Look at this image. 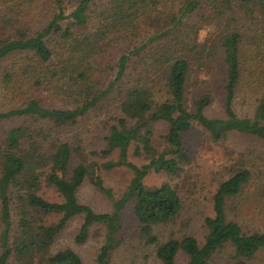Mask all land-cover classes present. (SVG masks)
Segmentation results:
<instances>
[{"label":"trees","instance_id":"1","mask_svg":"<svg viewBox=\"0 0 264 264\" xmlns=\"http://www.w3.org/2000/svg\"><path fill=\"white\" fill-rule=\"evenodd\" d=\"M213 31L218 44L208 46ZM202 33L207 37L200 42ZM14 57L17 62L4 65ZM216 58L225 98L221 119L206 115L210 95H201L193 110L186 99L193 63H204L210 78ZM0 71V84L20 103L0 113V121L25 117L67 128L118 96L120 115L102 156L116 155L114 165L133 173L126 192L113 201L114 211L97 213L78 197L86 179L94 177L96 164L71 168L77 150L67 142L41 153L43 147L38 148L33 136H49L45 129L20 126L8 131L0 147V264H9L14 255L24 264H84L72 249L51 250L76 217L82 218L78 244L89 239L93 228H105L96 262L111 264L122 244L120 213L132 201L140 237L156 247L162 264H179L180 253L188 257L186 264H218L217 256L226 250L232 253L230 264H251L264 251V226L246 232L228 216L229 205L245 196L253 179L245 163L233 165V173L218 187L213 216L204 221L203 243L193 236L161 243L156 227L175 223L183 201L169 184H144L150 172L177 176L189 164L184 140L194 124L214 142L232 133L264 140V0H0ZM242 95L254 100L253 117L236 113ZM26 143L31 151L24 149ZM132 150L148 163L130 162ZM94 183L113 200L100 180ZM43 184L62 202L40 195ZM260 191L264 186L246 197L242 210L264 221ZM16 203L21 204L16 208L18 234L11 235ZM48 217L57 221L48 223Z\"/></svg>","mask_w":264,"mask_h":264},{"label":"rangeland","instance_id":"2","mask_svg":"<svg viewBox=\"0 0 264 264\" xmlns=\"http://www.w3.org/2000/svg\"><path fill=\"white\" fill-rule=\"evenodd\" d=\"M34 14L38 16L37 13ZM216 34L217 31H213L212 36L206 39L209 42L208 46L218 44L215 42ZM205 36L206 33L201 34L200 42L204 41ZM213 49L214 47H209L211 52ZM17 59L14 57L4 65L15 63L18 61ZM207 60L204 58L203 62L206 63ZM193 64L191 86L188 89L186 98L187 106L190 110H193L194 102L201 95L208 94L212 97V105L206 110V115L211 119L223 118L225 98L222 89V67L218 62V58L211 61L212 75L210 78L207 76L209 69H206L204 63L197 65L194 62ZM202 82L206 83L201 85ZM11 98V95L0 84V113L9 112L20 107V103L11 100ZM119 102L118 96H110L98 109L81 118L76 125L67 128H53L50 124L36 123L33 120H26L25 117L1 120L0 147L5 140L6 133L20 126L30 127L31 130L45 129L46 133H50L49 136H33V141L38 144V148L43 147L41 153L48 152L58 142L69 143L77 150L71 168L80 163L96 164L94 177L86 179L79 190V201L88 205L97 213L110 214L114 211L113 201L119 200L126 192L133 177V173L129 168L114 165L118 161L116 155L108 158L102 156V150L106 146L105 142L110 128L117 124L120 115ZM255 108L254 100L249 97L242 95L236 100L235 111L241 118L253 117ZM164 132L165 130L162 131V133ZM157 138L158 140L161 139L160 136H157ZM24 149L31 151L32 147L26 143ZM184 149L190 157V162L184 165L183 171L179 175L169 176L164 173L150 172L144 180V184L148 187L171 185L178 191L183 201V211L175 223L156 227L155 233L158 235L160 242L164 243L171 238L182 239L185 236H193L200 243H203L207 232L204 221L207 217L213 216V197L220 184L233 173V165L239 163L246 164L247 168L252 171L253 179L245 196L238 198L236 205L234 203L229 205L228 216L231 220L240 223L246 232L262 229L264 221L261 218H251L249 214L243 212L242 207L253 190L259 186H264V140L232 133L225 139L214 142L206 131L194 124L193 128L185 135ZM129 160L137 166L148 163L144 157L134 155L133 150L129 154ZM110 162L112 163L111 166H109ZM44 167L43 170L48 171V168ZM97 179L102 182L105 189L112 192L113 200L97 189L94 183ZM39 194L51 202H62V198L46 184H43ZM260 194L264 196V191H260ZM261 203L264 204V200ZM20 206V203L14 205L11 235L18 234L20 210H16V208H20ZM46 219L48 223L49 221L50 223L57 221L56 217ZM120 222L121 230L118 237L121 238L122 244L112 255L111 264H162L157 258L156 247L148 245L140 237L138 221L134 215L133 201L120 213ZM81 225V217H76L69 222L52 246V253L72 249L81 257L84 264H97V255L105 241V228L101 226L93 228L89 239L83 244H78L75 242V237ZM3 229L4 226L0 222V237ZM177 261L179 264H186L188 257L186 254L180 253ZM216 261L218 264H230L232 253L230 250H226L217 256ZM9 264H24V261H20L14 255ZM251 264H264V251L260 252Z\"/></svg>","mask_w":264,"mask_h":264}]
</instances>
